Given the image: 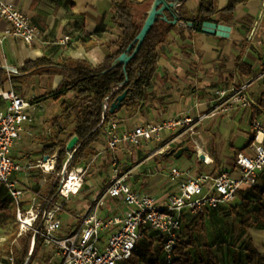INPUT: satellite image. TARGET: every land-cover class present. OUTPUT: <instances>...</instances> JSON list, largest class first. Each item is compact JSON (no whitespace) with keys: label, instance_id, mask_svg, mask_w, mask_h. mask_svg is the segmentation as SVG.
<instances>
[{"label":"crops","instance_id":"1","mask_svg":"<svg viewBox=\"0 0 264 264\" xmlns=\"http://www.w3.org/2000/svg\"><path fill=\"white\" fill-rule=\"evenodd\" d=\"M7 1L29 15L32 25L39 32L38 39L33 45L16 38H8L0 45V69L13 67L18 72L10 74L12 80L0 90H14L21 95L29 104V114L33 119L31 124L25 126L20 140L13 149V158L16 161L31 166V169H25L16 176L25 189L22 206L26 210L35 206L37 201L36 197L29 196L30 188H35L41 193L47 187L49 174L44 173L37 164L49 158L45 155V147L55 132L52 121L61 116L63 102L72 98L71 94L59 101L50 98L57 92L63 80L60 75L47 74V71L53 69L52 66L24 72L26 64L44 58L55 64L71 60L85 61L98 66L106 60L105 48L117 44L123 32L112 22L114 16L112 0ZM136 1L141 3L145 0ZM228 3L229 0H218V9L223 10ZM199 5L200 0H189L186 9L190 15H195ZM231 20V25L216 21L218 24L231 27V36L228 39L197 32L193 28L185 27L184 22L177 24V29L159 46L157 71L152 86L147 91V98L137 110L131 112L123 110L118 114L117 120L120 122L121 131H131L138 125L156 123L172 117L190 116L198 119L213 109L219 90L241 86L249 79L264 76V0H249L238 5ZM9 27L8 22L0 17V33ZM65 37L72 39L70 44H61ZM118 49L116 46L113 47L111 53L117 52ZM241 63L251 68L252 76L242 74L239 68ZM250 93L257 105L251 110L219 113L200 123L197 131L205 141L206 158L211 161L209 164L202 161L209 168L208 172L200 173L195 167L201 160L193 152H185L180 159H176L168 157V153L159 154L157 151L162 145L155 143L145 144L137 149L122 148L110 151L107 138L103 134L90 152L93 175L86 179L78 195L69 200L59 198L55 204L57 209L62 207L56 215V219L62 223L60 234H68L81 225L80 216L89 211L92 200L110 180L111 164L116 157L121 160L122 174H126L127 182L137 192L152 194L162 201L176 190L177 183L171 182L168 177L170 165L164 168L155 166L156 157L171 160V168L178 167L190 177L200 174L217 176L223 171L238 176L235 155L247 147L236 151L235 146L231 145L230 150L224 149L222 157L231 160L221 162L217 146L213 147L210 155L207 135L199 129L211 131L208 135L214 134V131L219 135L217 129L212 127L220 118L219 121H222L220 123L227 126L223 137L228 140L234 137L231 126L238 123L244 132L251 133L249 142L254 137L252 124L256 120L264 124V77L253 84ZM3 106L4 103L0 100V107ZM171 138V134H166L165 143ZM62 140H65V135ZM188 142L190 143L188 146L193 149L192 142L190 140ZM177 143L174 144L173 150L187 147L186 144L178 148ZM140 149L143 151L141 150L142 154L139 155L135 151ZM146 151H150V155L138 162L135 161ZM145 164L150 165L147 171L142 169ZM262 178L263 175L261 180ZM261 180L260 186L264 188ZM28 197L29 200H25ZM237 198L238 195L234 203ZM127 212L128 208L124 204L112 198H106L105 205L99 209L101 217L105 219ZM67 228L71 231L62 233V230ZM251 234H255L254 247L264 254V229L259 227Z\"/></svg>","mask_w":264,"mask_h":264},{"label":"built area","instance_id":"2","mask_svg":"<svg viewBox=\"0 0 264 264\" xmlns=\"http://www.w3.org/2000/svg\"><path fill=\"white\" fill-rule=\"evenodd\" d=\"M0 17L8 22L10 27L0 33V45L8 38H16L28 45H33L38 39V29L31 23V18L21 11L15 4L0 0ZM192 28L191 23H183ZM72 39L65 37L62 45L70 44ZM9 74H18L5 68ZM249 79L241 86L223 88L216 93V103L207 114L193 119L190 116L172 117L156 123L141 124L131 131H121L117 118L108 121L104 129L107 145L110 151L122 148L137 149L145 144H161L159 154H166L173 150L179 139L189 136L195 154H205V141L200 137L197 129L202 121L208 117H215L219 113L231 110H251L257 106L252 98L250 89L256 81ZM0 100L4 103L0 107V185H4L16 205V212L22 223V229L30 231L35 227L41 209L31 207L27 214L32 223L26 224L28 219L24 213L22 200L25 189L16 179L23 170L31 169L30 165L22 164L13 158V149L20 140L25 126L33 119L29 114V104L14 90H0ZM252 129L254 137L252 143L235 155V167L238 176L229 171H223L217 176L200 174L188 176L178 167L169 171L171 182L177 183L176 190L170 193L164 201L158 197L137 192L127 182L126 174H122L121 160L113 159L110 180L100 194L91 202L89 211L80 216L81 225L71 233L61 235L62 223L56 219L57 212L62 210L54 206L44 216V245L53 248L61 257V264H127L134 256L138 243L146 233L156 232L164 242V258L169 264L173 257L184 223L196 216H207L222 206L234 202L240 190L251 189L258 185L260 174L264 171V124L256 120ZM171 134L172 138L165 143L164 136ZM71 159L68 153L64 168L57 177L61 178L59 198L69 200L78 195L86 183L84 168L68 170L67 164ZM57 154L49 157L45 162H38L37 167L46 174L55 173ZM209 164V159L204 160ZM112 198L120 201L128 208L127 213L119 216L102 218L99 209L105 205V199ZM24 211V213H23ZM25 217V219H23Z\"/></svg>","mask_w":264,"mask_h":264},{"label":"trees","instance_id":"3","mask_svg":"<svg viewBox=\"0 0 264 264\" xmlns=\"http://www.w3.org/2000/svg\"><path fill=\"white\" fill-rule=\"evenodd\" d=\"M154 1L145 0L140 3L136 0H112L114 7L112 22L115 27L122 30L123 34L117 44L105 48L106 60L98 66H93L85 61L71 60L55 64L44 58L26 64L24 72L30 69L52 66L53 69L47 71V74L60 75L63 80L57 92L52 94L50 98L54 101H59L69 94L72 95V98L63 102L61 116L56 117L52 121L55 132L53 137L50 138L49 144L45 147V155L51 157L57 154L58 160L55 173L50 174V179H48L46 184L47 190L41 192L44 198L40 215L35 227L29 231L23 241L24 247L21 258L14 264H32L34 258L44 247V216L58 202L61 178L57 177V174H60L64 168V162L68 156L67 145L70 140L75 136L79 138L77 152L67 164L68 170L77 168L81 162L90 158V152L93 151L95 142L103 136L105 126L110 119H116L123 110L128 112L137 110L147 98V91L152 86L157 71L159 46L177 29V24L174 25L172 23L174 18L178 17L179 22L191 23L192 28L197 32H201L202 25L205 22L216 23L218 21L231 25V19L236 12L237 6L249 0H229L228 5L223 10L218 9V0H200V5L195 15H190L186 9V3L189 0L180 1L175 11L166 12L168 21H164L161 18L156 21L140 52L128 64L126 71H124L122 65L112 68L116 60L126 52L141 32ZM115 46L119 48L118 51L111 53V49ZM135 48L136 45L129 53L130 55ZM239 68L242 74L252 76L253 72L247 64L241 63ZM105 71L107 73L104 74ZM11 80V75L1 68L0 89H3ZM125 92H127L126 99L121 107L112 114L111 108L113 104ZM71 122H73L74 128L71 132H68ZM66 134H68V137L62 140ZM252 141L253 138L248 142V145ZM261 175L264 177V171L260 174V177ZM261 181L264 185V178ZM1 186L6 188L4 185ZM255 187H253L254 191L261 198L259 215L263 219L264 224V188L258 185ZM249 190L251 189L240 190L237 195L245 197ZM232 205H234V202L228 206L220 207L207 216L200 215L187 219L169 264H221L213 248L211 246H201L197 238H195L192 229L197 227L199 221L206 220L212 214L215 215L219 210L230 208ZM14 211L15 204L10 196L5 200L0 198L1 227L4 228L8 224H13L16 230L19 228ZM234 213L241 220L239 224L241 230L254 227L248 214L244 215L237 209L234 210ZM186 229L184 236L183 233ZM144 240L150 241L149 248L146 245H139ZM141 241L138 243L134 254L140 256L142 260L150 259L149 264H168L164 258V242L158 234L145 232ZM154 241L159 243L158 256L156 257L151 251ZM246 251V260L242 264H264V254L258 252L252 244L247 247Z\"/></svg>","mask_w":264,"mask_h":264},{"label":"rangeland","instance_id":"4","mask_svg":"<svg viewBox=\"0 0 264 264\" xmlns=\"http://www.w3.org/2000/svg\"><path fill=\"white\" fill-rule=\"evenodd\" d=\"M219 119L218 122L216 121L217 123L215 122L213 127L211 126L212 128L215 127L217 129V132L220 133L219 135L215 131L213 132L214 134L208 135L209 133H211V131L209 132V130L203 128L199 129V131L207 135L206 139L209 149H211L210 155H212L211 152L213 150V147L217 146L219 151L218 154L220 157L219 160L221 162H226L231 159L222 157L224 149L228 148L230 150L231 145L235 146L236 151L241 150L243 147L246 148L248 145L247 142L251 137V133L244 132L240 124L234 123L231 126L232 131H234V137L232 136V138L228 140V138H226L225 136L223 137L224 130L227 129V126H225L223 123H220L222 121H219ZM213 120H215V118ZM73 128L74 124L73 122H71L69 124L68 132H71ZM67 137L68 134L65 135V139ZM186 137L188 139H186ZM186 137L184 139H181L177 143L176 146L178 148L183 147L186 144V146L190 144L188 142L190 140L189 136ZM141 150L143 151V149H140L136 150L135 152L139 153L140 155V153L142 154ZM148 155H150V151H146L144 155L139 156V158H136L135 161L138 162ZM183 155H185V153ZM66 161L67 159L65 160V162ZM91 163L92 160L89 158L87 161L81 162L77 167L85 169L86 179L93 175ZM154 163L158 168H164L165 166L170 165L168 166V169H171L172 161L163 159L161 157H156ZM195 167L198 168L200 173L210 171L202 161L197 162L195 164ZM148 168H150L149 164H145V166L142 167V169L145 171H147ZM47 177L48 179H50V174L47 175ZM259 180H261V177ZM258 186H260V183L258 184ZM254 188H251V190H249L245 194V197H243V195H239L232 207L219 210L215 213V215L212 214L211 216H209L208 220L199 221L197 227L192 229V232L195 238H197V240L199 241L200 245L211 246L221 264H242L243 262H245L247 256V247L250 244L254 246V243L256 242V239H253L255 238V234L251 233L259 227L264 229L263 219L259 215L261 198L259 194L254 191ZM46 190L47 187H45L41 192H45ZM29 191L31 193L29 194V196H34L37 200L34 207L36 209H41L43 206L42 202L44 195L39 193L35 188H30ZM9 196V191L0 185V198L2 200H5ZM29 198L30 197L25 200H29ZM235 209H237L244 215L248 214L251 218V222L254 224V227L246 230H241L239 225L241 220L236 217L234 213ZM28 211H31V208L26 209L25 213L24 211L23 213L27 218L31 219L32 217L27 214ZM14 212L16 221L19 223V228L16 230L13 224H8L4 228L0 226V264H14L18 259L21 258L22 250L24 247L23 241L29 233L27 225L26 228L22 229L21 227L22 223L16 212V205ZM23 219H25V217ZM250 229H252V231ZM70 231L71 230L67 228L62 230V233H68ZM186 231L187 229L184 230V236L186 234ZM153 234L157 233L153 232ZM139 245H146L149 248L150 241H141ZM158 247L159 243L154 241L153 245L151 246V251L153 252L155 257L158 256ZM149 261L150 259L142 260L140 256L134 254L133 258L127 264H149ZM32 264H61V257L56 254L53 248L44 245L38 255L34 258Z\"/></svg>","mask_w":264,"mask_h":264},{"label":"water","instance_id":"5","mask_svg":"<svg viewBox=\"0 0 264 264\" xmlns=\"http://www.w3.org/2000/svg\"><path fill=\"white\" fill-rule=\"evenodd\" d=\"M180 1L184 0H175V1H169V0H155L152 4L151 10L148 12V17L144 23V26L139 33V35L136 37L133 44H131L125 53H123L113 64L112 68H115L117 66L122 65L124 67V71H126V67L128 64L137 56V54L140 52L148 34L152 30L154 24L156 21L161 18L164 21H168V18L166 16V12H172L176 10L177 4ZM179 18L175 17L174 21L172 22L174 25L178 24ZM231 27L223 24H218L215 22H205L202 25L201 32L206 35L210 36H217L220 38L228 39L231 36ZM134 45H136L135 50L130 55L129 53L132 51ZM12 71H16L15 68L10 67ZM107 73V71L104 72V74ZM127 97V92H125L123 95L118 97L117 102L113 104L111 108V113L114 114L116 110H118L123 101ZM79 143L78 137H73L70 142L67 145V151L71 155V158H73L77 152V145ZM185 152H193L195 154V149L191 148L190 146H187L185 148H181L179 150H173L167 154L168 157H175L176 159H180L182 155ZM201 161H204L206 159L205 155L199 156Z\"/></svg>","mask_w":264,"mask_h":264},{"label":"bare ground","instance_id":"6","mask_svg":"<svg viewBox=\"0 0 264 264\" xmlns=\"http://www.w3.org/2000/svg\"><path fill=\"white\" fill-rule=\"evenodd\" d=\"M209 162H211L210 160H209ZM32 223V220L30 219V218H28L27 220H26V224H31Z\"/></svg>","mask_w":264,"mask_h":264}]
</instances>
